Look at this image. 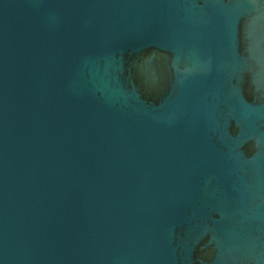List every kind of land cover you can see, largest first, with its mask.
Masks as SVG:
<instances>
[{"label": "water", "instance_id": "95a60500", "mask_svg": "<svg viewBox=\"0 0 264 264\" xmlns=\"http://www.w3.org/2000/svg\"><path fill=\"white\" fill-rule=\"evenodd\" d=\"M0 264H264V0H0Z\"/></svg>", "mask_w": 264, "mask_h": 264}]
</instances>
